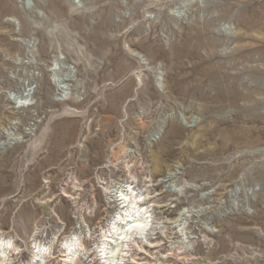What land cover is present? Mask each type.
I'll use <instances>...</instances> for the list:
<instances>
[{
  "label": "rangeland",
  "instance_id": "374dc122",
  "mask_svg": "<svg viewBox=\"0 0 264 264\" xmlns=\"http://www.w3.org/2000/svg\"><path fill=\"white\" fill-rule=\"evenodd\" d=\"M136 194L121 264H264V0H0V264H116Z\"/></svg>",
  "mask_w": 264,
  "mask_h": 264
},
{
  "label": "bare ground",
  "instance_id": "6f19581e",
  "mask_svg": "<svg viewBox=\"0 0 264 264\" xmlns=\"http://www.w3.org/2000/svg\"><path fill=\"white\" fill-rule=\"evenodd\" d=\"M100 158H101V156H100ZM128 182L127 183H123L122 185L119 186V189H121V192L123 193V195H122L123 197H127V194L129 192V188L126 187L127 184H128ZM129 185H130V187L133 186L132 183H130ZM130 190L132 192L130 194H133V191H135V188H132ZM140 197H141L140 195L136 194L135 195V198H133V199L130 198L129 199V203L127 205L123 201L124 199H120V201H121V204H120L121 205V208H119L120 205L117 207L119 211L116 214L119 217H121V219L119 220V222H120V224H121L122 227L119 230L120 231L119 234H118V232H114V229H116V226H115V224H112V223H115V222H113L114 221V218H111V219H109L110 221H108V224H107V227H108L107 228V232L109 234H112V235L111 236L109 234L108 235H106V234L101 235V238L103 240L102 241V245L103 246H101L102 248H100V249H102L101 252H103L105 249H107L106 247H108V244L112 243V240L114 239L115 236H121L120 240H115V241H119L120 244L118 242H115V245H116L115 246V249L111 252V255H110V258H112V262H115V263L117 262L116 264H121L124 261L125 256H123L124 255L123 254V247H125V245H126V247H128L127 246L128 243H130L131 240H132V238L136 237L137 235H143V234H145L144 231L149 227L148 226V221H147L149 219V217H147V216H146V218H144V217H142V218L140 217L141 219L138 218L137 221L139 219L141 221L140 222H137L136 224L127 225L126 223H124V222H126V220L123 219V214H120V212L121 213H123L124 211L126 212L129 208H133V207L134 208H137L136 211H139V212H142L143 211L144 212V215L149 214L150 212L148 211V204L146 203L145 199L143 201H141L140 200ZM115 203H116V201H115ZM170 209H172V208L171 207L167 208V207L164 206L163 209H162V214L163 215H166V216H171L172 215V212L170 211ZM178 217H179V215L177 214L174 217V222L177 220ZM122 224H124V225H122ZM126 227H128V228H126ZM154 231H155V229L153 228V232ZM149 232H150V233H148L149 236H151V235L154 234V233L151 234L152 233V229H150ZM128 239H129L128 243H126V244L122 243L123 241L126 242ZM150 243H151V241H150ZM78 246L79 245H78V243L75 240H68V242H66V244L64 246L65 250L61 251V253L63 252L62 255H61L63 257V259H62L63 260V264H70L73 261V259L75 260L77 258V256H76V253L77 252L76 251L79 248ZM151 246H152V244L149 246V248ZM125 248H124V250H125ZM19 252H20V250L19 249H16L15 246L10 245V243H7L5 241H0V259L1 258H4L5 263H7L6 262V259L8 258V257H5V256H7L8 253L12 254L13 255L12 257L14 258L15 255H19ZM42 256H44L43 259L46 261V263L52 262V260L54 258L52 256V254L50 252H48V251L45 252L43 250V251L40 252V249L37 250V253L35 254V257H41L42 258ZM104 259H106V258H104ZM36 260H38V259L36 258ZM107 261L110 262L111 259L110 260H107ZM42 263H40V264H42ZM110 264H112V263H110Z\"/></svg>",
  "mask_w": 264,
  "mask_h": 264
}]
</instances>
